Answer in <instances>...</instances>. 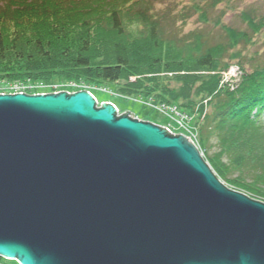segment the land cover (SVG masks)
Segmentation results:
<instances>
[{"label": "water", "instance_id": "water-1", "mask_svg": "<svg viewBox=\"0 0 264 264\" xmlns=\"http://www.w3.org/2000/svg\"><path fill=\"white\" fill-rule=\"evenodd\" d=\"M89 91L0 93V257L19 264H264V202L189 137Z\"/></svg>", "mask_w": 264, "mask_h": 264}, {"label": "trees", "instance_id": "trees-1", "mask_svg": "<svg viewBox=\"0 0 264 264\" xmlns=\"http://www.w3.org/2000/svg\"><path fill=\"white\" fill-rule=\"evenodd\" d=\"M166 20L146 0H7L0 4V85L102 83L193 113L198 106L199 146L218 177L264 199V57L235 51L264 33V17L244 14L252 35L229 27L227 43L216 45L196 31L165 39L176 36ZM233 61L242 79L234 90L221 88V71Z\"/></svg>", "mask_w": 264, "mask_h": 264}, {"label": "rangeland", "instance_id": "rangeland-1", "mask_svg": "<svg viewBox=\"0 0 264 264\" xmlns=\"http://www.w3.org/2000/svg\"><path fill=\"white\" fill-rule=\"evenodd\" d=\"M155 12L160 17H168L166 20L167 31L175 33L176 36H169L166 32L165 39H172L170 37H176L181 39L187 37L190 33L201 32L207 42L211 45L219 43H227L226 31L228 28L238 29L242 31H248L251 35V31L247 27L245 21H243L244 14H252L255 17H264V0H146ZM7 0H0V4H5ZM175 38V39H176ZM253 43L242 42L239 46L235 47V51L239 48L241 54L252 57L255 53H262L264 57V33L262 35H253ZM176 46H178L176 44ZM179 47V46H178ZM230 49L228 54L230 55ZM230 60V58H229ZM232 60V58H231ZM235 60V58L233 59ZM225 79L223 86L219 84L221 88L226 86L231 90H234L243 76V69L236 61L230 63V66L221 71ZM220 72V73H221ZM177 73L162 72L161 76H175ZM182 74V72H181ZM239 77V78H238ZM134 81L135 78H130ZM238 80V81H237ZM235 81L234 83H232ZM238 82V83H237ZM123 84L124 82H120ZM27 94H48L60 91H66L68 93H75L78 91H89L96 98L98 106H102L103 103H112L117 107L118 115L121 116L128 111L132 114L131 117L142 121H147L159 125L161 127L170 129L175 135H183L189 137L191 141L198 147L204 159L206 156L199 146V122L201 115L200 107L196 106L194 113L187 111L182 104H167L158 102L155 98H144L141 96H128L123 94L118 88H114L108 84L97 83V85H89L83 82H55V83H32V82H14L11 84L0 85V93L15 94L19 92ZM180 102V101H179ZM202 118V117H201ZM264 123V113L262 116ZM214 143V141H212ZM214 150H216L214 148ZM214 150L209 151L211 155ZM209 164V162L206 160ZM210 165V164H209ZM211 167V165H210ZM212 168V167H211ZM214 171V169L212 168ZM216 174V172L214 171ZM217 175V174H216ZM218 176V175H217ZM233 175L232 177H235ZM221 180V179H220ZM222 181V180H221ZM229 188L243 192L246 195L264 202L261 197L254 196L248 193V191L240 190L236 187ZM243 188V187H242ZM0 264H18L16 261L7 260L3 258Z\"/></svg>", "mask_w": 264, "mask_h": 264}, {"label": "built area", "instance_id": "built-area-1", "mask_svg": "<svg viewBox=\"0 0 264 264\" xmlns=\"http://www.w3.org/2000/svg\"><path fill=\"white\" fill-rule=\"evenodd\" d=\"M239 78V77H238ZM224 79H225V73H224ZM224 79H223V82H224ZM238 81V80H237ZM228 82V81H227ZM226 82V83H227ZM235 81H233L232 83H234ZM19 93H24L23 91L22 92H19ZM55 93H58V92H55ZM16 94V93H15ZM117 108V107H116ZM118 111V110H117ZM167 129V128H166ZM169 132H171L172 134H174V132H172L170 129H167Z\"/></svg>", "mask_w": 264, "mask_h": 264}, {"label": "clouds", "instance_id": "clouds-1", "mask_svg": "<svg viewBox=\"0 0 264 264\" xmlns=\"http://www.w3.org/2000/svg\"><path fill=\"white\" fill-rule=\"evenodd\" d=\"M92 94V93H91ZM93 95V94H92ZM95 98V97H94ZM96 99V98H95Z\"/></svg>", "mask_w": 264, "mask_h": 264}]
</instances>
